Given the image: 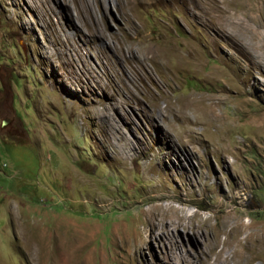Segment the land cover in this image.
Wrapping results in <instances>:
<instances>
[{"label":"rangeland","instance_id":"obj_1","mask_svg":"<svg viewBox=\"0 0 264 264\" xmlns=\"http://www.w3.org/2000/svg\"><path fill=\"white\" fill-rule=\"evenodd\" d=\"M155 202L264 224V0H0V264H226Z\"/></svg>","mask_w":264,"mask_h":264},{"label":"bare ground","instance_id":"obj_2","mask_svg":"<svg viewBox=\"0 0 264 264\" xmlns=\"http://www.w3.org/2000/svg\"><path fill=\"white\" fill-rule=\"evenodd\" d=\"M162 196H166L165 193L151 194V198L159 199ZM187 215L188 214H179V207L173 206L170 203H165L163 205L155 202L149 204L145 209V218L151 226L153 225L154 229L159 228L158 223L163 219H168L171 224L181 223L188 228H192V230H197L201 227L205 229L212 228L213 236L209 242L210 252L215 254L216 259L222 258L226 264H229L228 262H230V264H251L255 259L264 262V224H260L259 226L257 224L253 225L252 223L246 224L236 219L234 214L229 210H226L219 222L216 221V226L212 224L213 227L209 226L207 219H204V221H200V219L198 222H192L189 225L191 217ZM192 216H194V213ZM25 235L26 236L23 235V239L28 249L33 248L38 240L42 241L40 237L35 238L31 234ZM220 235H223V237ZM142 237L143 236L130 237L129 241L141 243ZM84 239L82 234L78 232L75 233L74 236L60 242V245H63L62 248L65 254H52L46 258H40L37 260L36 264H82L85 257ZM42 246L43 244L41 243V247L39 248H42ZM35 253L38 254L39 249L35 251ZM67 253L73 255L72 262L67 263ZM256 264L261 263L257 262Z\"/></svg>","mask_w":264,"mask_h":264}]
</instances>
